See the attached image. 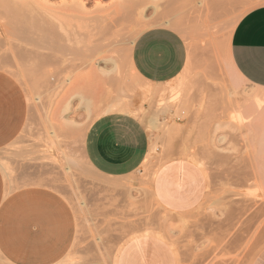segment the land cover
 Listing matches in <instances>:
<instances>
[{
	"label": "rangeland",
	"instance_id": "374dc122",
	"mask_svg": "<svg viewBox=\"0 0 264 264\" xmlns=\"http://www.w3.org/2000/svg\"><path fill=\"white\" fill-rule=\"evenodd\" d=\"M10 1L0 3V71L21 85L28 117L16 141L0 153V165L15 187L46 186L66 197L79 220L69 260L113 264L127 240L154 236L170 246L177 264H251L264 248V106H251L258 90L234 72L229 44L241 18L264 0H214L204 10L189 0H144L123 26L117 24L118 34L99 42L93 12L113 11L119 0H84L92 18L63 23L65 28L53 22L55 29L43 16L39 24L9 17L11 5L38 0ZM18 27L26 37L14 33ZM153 29L173 32L186 54L181 75L164 86L144 81L130 63L132 43ZM22 51L30 56L21 57ZM172 95L177 99L168 103ZM119 101L130 106L129 113H106ZM113 113L139 120L150 138L139 169L120 178L98 173L82 154L89 126ZM174 160L195 164L206 182L202 202L187 213L166 210L152 192L158 169Z\"/></svg>",
	"mask_w": 264,
	"mask_h": 264
},
{
	"label": "crops",
	"instance_id": "0c3cea01",
	"mask_svg": "<svg viewBox=\"0 0 264 264\" xmlns=\"http://www.w3.org/2000/svg\"><path fill=\"white\" fill-rule=\"evenodd\" d=\"M229 58L235 72L264 94V6L238 22ZM130 63L144 81L164 86L183 72L185 49L173 32L149 30L133 42ZM27 117L28 102L21 85L0 71V153L16 141ZM149 143L139 120L121 113L105 114L87 129L82 154L98 173L120 178L139 169ZM205 190L204 175L188 160L164 164L152 181L156 202L176 213L194 210ZM78 229L77 214L66 197L46 186L15 187L0 165V264H73L69 259L78 243ZM116 264L177 262L165 241L139 236L121 246ZM251 264H264V248Z\"/></svg>",
	"mask_w": 264,
	"mask_h": 264
},
{
	"label": "bare ground",
	"instance_id": "6f19581e",
	"mask_svg": "<svg viewBox=\"0 0 264 264\" xmlns=\"http://www.w3.org/2000/svg\"><path fill=\"white\" fill-rule=\"evenodd\" d=\"M61 1V6L59 5V7H51V5H50V3L49 2H47L46 0H38V1H36V2H34V3H21V4H14V5H11V6H13V7H11L10 9H8V11L9 12H7L8 13V15H9V17H14V16H21V17H26L27 19L28 18H30V20L31 19H35V21H33L32 20V22H34V23H38L39 24V22H38V20L39 21H41L40 20V16H43V19L46 17V18H48L49 20H50V22L52 21V24H53V28L55 29V27H54V23L53 22H55V26L57 25V24H59V25H57V27L59 26V28H60V26L62 25V26H64V24L63 23H65V24H70V23H72V22H76V23H87V21L89 20V16H91V18H92V15L93 14H97L98 16H96V17H94L93 19H94V22H96V24H97V27H96V31H97V38H96V40H97V42H99V41H101V40H103V39H107L110 35L113 37V35H115V33L116 34H118V29L117 28H115L116 26H119V25H117V24H120V25H124V23L123 22H125L126 23V20L129 18V16H131L132 15V13L133 12H135L138 8H140L141 9V5H142V3L144 2V0H119V2L118 3H116L114 6H115V9L113 10V11H107V9L105 10V8H104V10L105 11H102V14H103V12L105 13L104 15H102L101 13H98V12H93V14L90 12V11H86V9H85V5H84V0H79V1H74V0H69V1H66V0H60ZM98 1H100V0H98ZM176 1V0H175ZM190 1V4L191 5H193V7H196V6H198V7H200V8H203L202 10H204V7H208L207 5L209 4H211L212 5V3H214V0H189ZM216 1V0H215ZM218 1V0H217ZM216 1V2H217ZM220 1H222V0H219L218 2H220ZM2 2V5L3 6H5V0H0V3ZM9 2H11L10 0H9ZM14 2V1H13ZM12 2V3H13ZM18 3V2H17ZM48 3H49V5H48ZM188 4V5H190L188 2H185V4ZM98 4L99 3H97L96 5L97 6H95V7H98ZM186 4V5H187ZM215 4V3H214ZM213 4V5H214ZM223 4V3H222ZM221 4V5H222ZM112 5H113V3H112ZM212 5V6H213ZM216 5H218V3H216ZM220 5V8H222V6ZM8 6V5H7ZM54 6V5H53ZM58 6V5H57ZM101 6V5H100ZM211 6V7H212ZM10 7V6H9ZM217 7H219V6H217ZM224 7V6H223ZM188 8V7H187ZM0 9H2V8H0ZM110 9H112V8H109L108 10H110ZM208 9H210V8H208ZM92 10V9H91ZM103 10V9H102ZM206 10H207V8H206ZM3 11V10H2ZM6 11V10H5ZM97 11H98V9H97ZM101 10H99V12H100ZM139 11V10H138ZM141 11V10H140ZM208 11V10H207ZM88 12H90L92 15H90V13H88ZM107 12V13H106ZM187 12V11H186ZM208 12H210V11H208ZM6 13V12H5ZM198 13V12H197ZM89 14V18L87 17V15ZM99 14L101 15V16H99ZM202 14H203V12H202ZM140 15V14H139ZM204 15V14H203ZM208 15V14H207ZM0 16L2 17V15H1V13H0ZM8 17V18H9ZM204 17V16H203ZM20 18V17H19ZM39 18V19H38ZM90 18V19H91ZM38 19V20H37ZM206 19V18H205ZM30 20L28 19V22H30ZM198 20H200V19H198ZM234 21V20H233ZM31 22V23H32ZM42 22V21H41ZM45 22H46V20H45ZM201 22V21H200ZM22 23V22H21ZM43 23V22H42ZM41 23V24H42ZM57 23V24H56ZM170 23V22H169ZM9 24V23H8ZM51 24V25H52ZM167 24H168V22H167ZM28 25V24H27ZM31 26V25H30ZM35 25H33V28H35L36 29V26L34 27ZM38 26V25H37ZM62 26H61V28H62ZM17 27V26H16ZM26 28V27H25ZM30 28H32V27H30ZM39 28V27H38ZM49 28H50V26H49ZM63 28H65V26L63 27ZM34 29V30H35ZM67 29V28H66ZM115 29H117V30H115ZM37 30V29H36ZM39 30H40V28H39ZM53 30V29H52ZM56 30H58V28H56ZM60 30V29H59ZM124 30V29H123ZM29 31V30H28ZM38 31V30H37ZM64 31H66V30H64ZM47 32V31H46ZM58 32V31H57ZM56 32V33H57ZM61 32V31H60ZM14 33H16V35H22V36H27V34H28V32L25 30V29H23V28H16L15 29V31H14ZM38 33V32H37ZM61 33H63V32H61ZM42 34V33H41ZM72 34H73V32H72ZM113 34V35H112ZM65 36H66V34H64ZM63 34H62V36H61V38L60 39H64L65 38V36H64ZM69 35H71V33L70 34H68V37L70 38V36ZM25 36V37H26ZM56 36V35H55ZM59 36H60V34H59ZM74 36V35H73ZM41 37V36H40ZM64 37V38H63ZM106 37V38H105ZM42 38V37H41ZM30 39V38H29ZM59 39V40H60ZM66 39H67V37H66ZM65 39V40H66ZM112 39V38H111ZM37 40V39H36ZM95 40V41H96ZM23 41V40H22ZM54 41V40H53ZM61 41V40H60ZM67 41L68 42H70V43H72L71 41V39H67ZM76 41V40H75ZM84 41V40H83ZM105 41V40H104ZM103 41V42H104ZM109 41V43L111 42V41H113V39L110 41V40H108ZM58 42V41H57ZM31 43V42H30ZM33 43V42H32ZM37 43V42H36ZM50 43H52V42H50ZM65 43L66 42H64L63 44L65 45ZM75 43V42H74ZM113 43H115V42H113ZM27 44V43H26ZM25 44V45H26ZM42 44V43H41ZM56 44V43H55ZM67 44V43H66ZM29 45V44H28ZM37 45H39V43L37 44ZM54 45V44H53ZM57 45V44H56ZM107 45H108V43H107ZM132 45H133V43H132ZM230 45V44H229ZM36 46V45H35ZM19 47V46H18ZM41 47V46H40ZM55 47V46H54ZM22 48V47H21ZM31 48V47H30ZM61 48H63V47H61ZM18 49V48H17ZM35 49H37V48H35ZM55 49H56V47H55ZM58 49V48H57ZM43 50V49H42ZM24 51V50H23ZM18 52L19 53V55L21 56V57H27V56H32V54H30V52H28L27 50H25V51H27L29 54H26L27 52ZM37 51V50H36ZM39 51V50H38ZM37 51V52H38ZM57 51V50H56ZM65 51V50H64ZM33 52H35V51H33ZM61 52H62V50H61ZM130 52H131V49H130ZM40 54H41V52H39ZM36 54V53H35ZM38 54V53H37ZM43 54V53H42ZM35 58L37 57V55L36 56H34ZM27 59V58H26ZM29 59V58H28ZM34 59V58H33ZM1 60V59H0ZM35 60V59H34ZM41 60V59H40ZM24 61V60H23ZM37 61H38V59H37ZM25 63V62H24ZM231 65V64H230ZM10 66V65H9ZM132 67V66H131ZM233 69V68H232ZM113 70V69H112ZM235 72V71H234ZM116 75V74H115ZM238 75V74H237ZM239 76V75H238ZM237 77V76H236ZM240 77V76H239ZM241 78V77H240ZM242 79V78H241ZM53 81H56L55 80V78L54 79H52ZM180 80V79H179ZM243 80V79H242ZM66 81H70V79H66ZM186 85V84H185ZM158 90V89H157ZM160 92H162V90H160ZM262 92H260V91H258L257 93H255L254 95H253V98H251V99H254V102H253V105H251V106H253V108L256 110V111H261L262 110V108H263V106H264V97H262L261 95H264L263 93L261 94ZM159 95V94H158ZM157 95V96H158ZM260 95V96H259ZM161 96H163V95H161ZM177 99V97L175 96V95H172V96H170V98H169V100H168V103H172V102H174L175 100ZM84 100V102L86 103V106H87V108H88V105H89V101L88 100H86V99H83ZM249 100V99H248ZM250 101V100H249ZM252 102V101H251ZM179 103V102H178ZM250 104V103H249ZM67 109V108H66ZM242 109H244V108H242ZM166 110V109H165ZM169 110V109H168ZM239 110V109H238ZM249 111H250V109H248ZM264 110V109H263ZM105 111H106V113H112V112H115V111H119V112H125V113H129L130 112V106L129 105H125L124 103H120V101L119 102H116V103H114V104H110V105H107L106 106V109H105ZM254 111V110H253ZM132 112V111H131ZM236 112V111H235ZM237 113H238V111H237ZM132 114V113H131ZM251 115H253L254 114V112L253 113H250ZM236 115V114H235ZM249 115V114H248ZM255 115V114H254ZM250 116V115H249ZM248 116V117H249ZM259 116V115H258ZM242 116H240V115H237L236 117H234V119H238L239 121L241 120V119H244V121H245V118L246 117H244V118H241ZM264 117V116H263ZM254 118V117H253ZM253 118H251V119H253ZM261 118H262V116H261ZM250 118H247V120H249ZM258 119H259V117H258ZM254 120H255V118H254ZM243 121V122H244ZM246 122V121H245ZM251 121H249V123H250ZM241 123V122H240ZM246 123H244V125H245ZM240 125V124H239ZM257 126V123L255 124L254 123V126ZM252 126H253V123H252ZM254 126H253V128H254ZM255 126V127H256ZM258 127V126H257ZM251 128V127H250ZM264 130H262V132H263ZM260 136H264L263 135V133L260 135ZM264 138V137H263ZM259 140V139H258ZM257 140V141H258ZM261 140V139H260ZM261 143H262V146H264V141H261ZM152 146V145H151ZM48 150V149H47ZM262 150V149H261ZM261 150H260V153H261ZM264 150V149H263ZM151 151H153V147H151L150 148V150H149V152L151 153ZM264 152V151H263ZM148 154V153H147ZM151 155V154H150ZM149 156V155H148ZM254 157V156H253ZM52 158V157H51ZM150 158V157H149ZM262 165V164H261ZM257 166V165H256ZM256 173V172H255ZM33 183V182H32ZM63 184V183H62ZM78 185V184H77ZM75 186V185H74ZM259 187V186H258ZM257 187V188H258ZM81 188V187H80ZM252 189V188H251ZM260 192V191H259ZM254 194H256V192H254ZM253 194V195H254ZM256 198V197H255ZM83 203V202H82ZM263 213V212H262ZM240 220V219H239ZM81 221V220H80ZM227 227V226H226ZM241 230V229H240ZM151 231V230H150ZM160 232V231H159ZM132 233V232H131ZM164 233V232H163ZM97 239H100V238H97ZM129 239V238H128ZM128 241V240H127ZM250 248V247H249ZM120 249V248H119ZM117 255H118V253H117ZM230 255V254H229ZM218 256V255H217ZM117 257V256H116ZM234 257V256H233ZM213 258V257H212ZM236 258V257H235ZM232 260V259H231ZM113 264H116V259H115V261L113 262Z\"/></svg>",
	"mask_w": 264,
	"mask_h": 264
}]
</instances>
